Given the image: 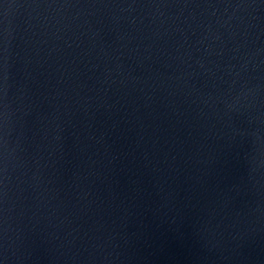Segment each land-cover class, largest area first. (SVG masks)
Masks as SVG:
<instances>
[{
	"label": "water",
	"instance_id": "water-1",
	"mask_svg": "<svg viewBox=\"0 0 264 264\" xmlns=\"http://www.w3.org/2000/svg\"><path fill=\"white\" fill-rule=\"evenodd\" d=\"M0 264H264V0H0Z\"/></svg>",
	"mask_w": 264,
	"mask_h": 264
}]
</instances>
